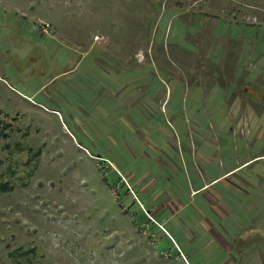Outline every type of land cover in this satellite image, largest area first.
I'll list each match as a JSON object with an SVG mask.
<instances>
[{
	"label": "rangeland",
	"instance_id": "obj_1",
	"mask_svg": "<svg viewBox=\"0 0 264 264\" xmlns=\"http://www.w3.org/2000/svg\"><path fill=\"white\" fill-rule=\"evenodd\" d=\"M1 131L0 264H264V0H0Z\"/></svg>",
	"mask_w": 264,
	"mask_h": 264
},
{
	"label": "crops",
	"instance_id": "obj_2",
	"mask_svg": "<svg viewBox=\"0 0 264 264\" xmlns=\"http://www.w3.org/2000/svg\"><path fill=\"white\" fill-rule=\"evenodd\" d=\"M163 129V128H162ZM172 133V132H171ZM190 139V138H189ZM182 142V144H184L183 143V140L181 141ZM190 144H191V147H192V145L195 147V143H194V140L193 139H191L190 140ZM194 149V148H193ZM191 150H192V148H191ZM192 152V151H191ZM197 152V151H196ZM194 155L197 157V155H196V153H194V152H192V160H193V158H194ZM219 177H217V178H213L212 180H209V181H207L206 183H204L203 185H201V187L199 188V189H202V188H204L205 186H208L209 184H212L216 179H218ZM208 183V184H207ZM195 191V190H194Z\"/></svg>",
	"mask_w": 264,
	"mask_h": 264
},
{
	"label": "trees",
	"instance_id": "obj_3",
	"mask_svg": "<svg viewBox=\"0 0 264 264\" xmlns=\"http://www.w3.org/2000/svg\"><path fill=\"white\" fill-rule=\"evenodd\" d=\"M10 125H11V123L9 122V123H7V124H6V127H7V128H9V127H10ZM19 130L21 131V129H20V128H19ZM2 133H3V132L1 131V132H0V134H2Z\"/></svg>",
	"mask_w": 264,
	"mask_h": 264
}]
</instances>
